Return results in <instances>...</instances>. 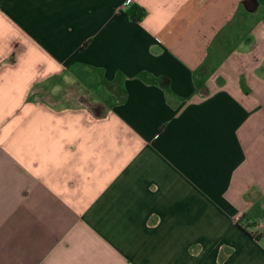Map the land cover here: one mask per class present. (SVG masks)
I'll list each match as a JSON object with an SVG mask.
<instances>
[{"label":"crops","instance_id":"crops-1","mask_svg":"<svg viewBox=\"0 0 264 264\" xmlns=\"http://www.w3.org/2000/svg\"><path fill=\"white\" fill-rule=\"evenodd\" d=\"M122 1L0 0V264H264V0Z\"/></svg>","mask_w":264,"mask_h":264},{"label":"trees","instance_id":"trees-1","mask_svg":"<svg viewBox=\"0 0 264 264\" xmlns=\"http://www.w3.org/2000/svg\"><path fill=\"white\" fill-rule=\"evenodd\" d=\"M126 14L132 19V20H138L140 16L143 14V9L136 6L133 3H130L126 8H125Z\"/></svg>","mask_w":264,"mask_h":264},{"label":"built area","instance_id":"built-area-1","mask_svg":"<svg viewBox=\"0 0 264 264\" xmlns=\"http://www.w3.org/2000/svg\"><path fill=\"white\" fill-rule=\"evenodd\" d=\"M129 4V0H123L122 1V6H126V5H128Z\"/></svg>","mask_w":264,"mask_h":264},{"label":"rangeland","instance_id":"rangeland-1","mask_svg":"<svg viewBox=\"0 0 264 264\" xmlns=\"http://www.w3.org/2000/svg\"><path fill=\"white\" fill-rule=\"evenodd\" d=\"M69 86V85H68ZM70 87V86H69ZM72 89L71 88H68V89H62L63 92H68V91H71Z\"/></svg>","mask_w":264,"mask_h":264}]
</instances>
